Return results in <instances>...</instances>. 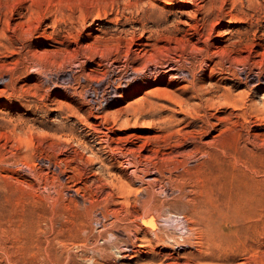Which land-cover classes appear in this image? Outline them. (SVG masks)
<instances>
[{
  "label": "rangeland",
  "instance_id": "374dc122",
  "mask_svg": "<svg viewBox=\"0 0 264 264\" xmlns=\"http://www.w3.org/2000/svg\"><path fill=\"white\" fill-rule=\"evenodd\" d=\"M142 1L145 3L143 4ZM168 1L171 3H168ZM247 1L248 0H0V22L3 23L0 24L4 26L9 25L6 26V28L0 25V43L2 44L5 40V43H3L4 45H0V60L2 61L3 59L4 62L7 61V64H5L6 66L2 61L1 65L3 66L0 67V74L4 73L10 75V78L12 77L11 79L14 80L10 79L6 84L0 86V264H264V12H262L264 0L262 2L261 0H254V2L253 0H249V4H251L252 1V6L247 5ZM139 2H141L142 5ZM153 2L158 5H152ZM133 3L139 7L138 9H141L138 11ZM129 5L131 8L130 10H128ZM149 5L150 7L151 5L157 7L156 9L153 7L149 8ZM144 7L149 8V10L147 11L145 8L146 11L141 12V10H144ZM256 7H260V9L258 8L259 10H257ZM159 8L165 10L162 11L159 10ZM178 8L179 10L185 11L181 13ZM152 9L156 12H161L154 13L155 11ZM140 12L145 16H142ZM135 13L137 15H135ZM151 13H154L153 17H151ZM147 14V17H150L151 20H160L159 15H161L163 23L160 26H156L154 23L152 24L151 20L147 19ZM163 14L165 16H163ZM190 14H192V16H190ZM197 14H200V16ZM210 14H215L211 20L208 19ZM249 15H251V18ZM6 16L10 17L7 18ZM242 16L247 18H243ZM205 17L206 23L212 22L215 26L212 31V33L214 32L213 36L215 38L213 41L211 40L213 44H208L205 48V43L199 41L197 43L198 48L190 47L189 44L198 41L196 32L201 31L203 24L201 18ZM120 18L121 20L123 18V20L121 21ZM129 18L132 24L128 21ZM5 19L9 21L6 20L5 22L7 23H5L3 21ZM133 19H135V21H133ZM145 19L149 21L147 22ZM195 19L198 20L195 21ZM26 20L28 21L26 22ZM36 20L40 21L35 22ZM218 20H220L219 23ZM15 21L20 22L16 23ZM140 22L144 25L143 30L140 29ZM177 22H181L179 23L180 25L178 24V27H181V31L179 30V32L175 31L174 28L177 26ZM117 23L120 25H116ZM149 23L150 26H148ZM12 24H14L15 27ZM27 24V28L31 33L26 29ZM34 24L36 26H34ZM247 24L250 29L247 28ZM133 26L138 27H134L133 29ZM13 27L15 29L20 27L22 29L17 28L15 30ZM162 27H167L168 31L173 29L167 34L171 39L176 38L178 41L172 39V42L170 39V42L168 41L169 43L163 42V44L159 42V50H157V46V49L154 48L156 50L151 49V47L155 46H152V44L151 47L149 45H142L146 41L155 43L156 40L153 39L157 36V34L155 36V33L162 29ZM185 27L192 31L190 32L188 29V32L187 30L184 31ZM2 28L6 31L4 32L7 35L3 33ZM31 28H34V32L31 31ZM126 28H128V30ZM125 29L126 31L123 32L122 30ZM193 29L195 31H193ZM227 29L233 30V35L227 34ZM259 29L263 33H261ZM182 30L184 33H181ZM129 31H133L134 34ZM173 31L174 33L176 32V35L173 34ZM39 32H43L45 36ZM28 33L32 36H29ZM128 33L133 35L135 43H133L132 40L134 38H129V36L132 37V35ZM136 33L139 38H137L138 36ZM190 33L191 35H188ZM220 33L225 34L222 37L224 41L219 40L221 38V36H218ZM1 34L9 37V41H6L8 38L5 36L3 37ZM8 34L10 36L13 35L12 37L16 36L15 38L19 39L18 42L17 39L10 38ZM172 34L176 37L174 38ZM20 35H24V39L22 36L20 37ZM148 37H151V40ZM178 37H180V39ZM121 38L125 40V42L129 40L130 43H125ZM249 39L252 40L250 41ZM130 40H132V42ZM181 40V43H184L186 48L182 46L183 44L179 46ZM6 44L10 47L5 46ZM23 44H25V47L21 46ZM104 44L109 48L106 47L107 49L104 50ZM175 44L178 46L179 50ZM26 45L28 46L26 47ZM34 45L37 46L35 47ZM163 45L167 46L166 49L169 46L171 47L165 51V47H161ZM6 47L7 49L5 50L4 48ZM20 47H24L25 49H21ZM145 47H147V49ZM172 47L176 49H172ZM181 47L185 48L181 49L182 52L180 51ZM11 48L15 50L13 51ZM161 48L164 50L162 51ZM18 50L20 51L17 52ZM173 50H178L179 52H174ZM11 51L14 55L13 53L10 54ZM150 51H153V53ZM5 52H10L9 55H11L12 58H10L11 56L7 55V53L5 54ZM35 52H38V54L43 57H45L44 55L46 53H49V55L46 54L45 60L42 56L39 58L40 56ZM42 52H44V54ZM163 52L165 55L167 54L165 59L162 56L164 55ZM99 53L100 56L98 55ZM22 54H24L25 57ZM62 54H66L67 57ZM133 54L135 56L137 54V57H134ZM140 54H143V57L145 55L144 59L147 61L142 58L141 63H138L137 61H140L142 57ZM159 54L162 55L158 56ZM170 54L172 57L168 59L174 57L175 63L172 59L169 61L166 58ZM146 55L148 57H146ZM181 57H183V59ZM15 58H17V60ZM31 58L33 59L31 60ZM47 58H49L50 65ZM68 58L72 63H70ZM19 59H23L24 61H20ZM151 59L153 61L156 59L158 60L154 63ZM163 59L164 61H169L168 63L163 61V64H167V66H162L161 61ZM65 60L68 61V63ZM148 60H151V63H148ZM207 60H209V62ZM227 60H232V62H228ZM62 61L66 63L63 64ZM125 61L128 62V65H126L127 62ZM56 62L62 64L58 65ZM143 62L144 64H142ZM157 62L160 63L159 65L161 66H155L158 64ZM179 62L181 65L180 67L187 70L185 71V75L187 74V76L182 77L181 75H177L173 70L172 67L176 66L175 64L179 66ZM36 63L41 67L47 65L46 67L49 66L50 68H60L62 65V67H70L69 65L72 64L70 68L73 67L72 69L76 74L75 76L85 77L87 82L95 80L93 77L99 78L98 76H101L100 73L104 70L103 68H105L106 65H110V63V70H115V74H112L111 77L115 76V79L118 81L122 74L125 75V79L132 81L133 74L129 75L128 71L133 72L131 66L135 67L136 65L135 68H144L143 65L145 66V64H147L145 68L150 67L153 69L157 67L160 73L157 78L152 75L153 77H151V80L147 84H140V86H137V88L135 87L131 91L124 88V94L120 99L118 98L116 102L109 106H107L108 96L106 94V107L100 108L102 110L97 113L98 115L100 114L98 117L96 112L89 106L90 104L92 105V103L80 94L82 84H80L79 79L76 80L75 78H71L68 81L73 87L68 89L67 94L62 92H45L47 85L41 86L39 82L34 85L38 79L33 73L32 66ZM229 63L233 65H229ZM11 64L14 65L11 66ZM141 64L142 67L140 66ZM114 65L118 67L120 65L122 70L120 68L116 70ZM2 67H4L3 70ZM230 67L233 73L230 72L231 70H227L230 69ZM125 70H127V74H125ZM260 72L261 75L258 74ZM16 76H18L19 79ZM172 77H174V79ZM124 78L122 79L124 80ZM176 78L178 79L176 80ZM180 78L183 79L180 80ZM222 79H224V81ZM234 79L237 80L235 81ZM72 80H74L73 83ZM135 80L137 81L135 82L136 84L140 83L139 78H135ZM185 80L186 83H184ZM56 81L58 84L63 85L60 77L57 78ZM232 82L234 83L232 84ZM114 83H116V81H114ZM183 83L185 86H183ZM9 84H11V86ZM179 84L181 85L179 86ZM236 84L237 86H235ZM158 86L162 87L158 89ZM166 86L169 87V90H167ZM174 87L178 90L175 91V89H170ZM217 87L220 89H218L216 94ZM13 89L16 94L13 93ZM54 89L55 88H51L52 91H54ZM148 90H151V93H149ZM173 90L175 92H173ZM237 90H241L242 92L239 91L237 92L239 94H237ZM159 91L161 92L157 94ZM211 91L212 93H210ZM118 93L119 92L112 94L113 97H118ZM172 93L173 95L176 93L174 95L175 97ZM208 93L213 95H209ZM226 94L229 96L231 95L233 99L229 97L226 99V96H228ZM167 95L168 97H166ZM211 96L220 98L216 99ZM222 96L225 98H222ZM238 96H241V99L240 97L238 98ZM177 97L180 98L177 99ZM154 98L155 101H153ZM158 98H160V100ZM171 98L173 99L171 100ZM208 98L210 100H208ZM212 99H216L217 102ZM222 99H224L223 101H225V99L228 101L222 102ZM87 100L90 104L87 103ZM211 100L215 101L214 104L211 103ZM207 103L210 104L209 108H207ZM244 103L249 104L250 107H248L249 105L246 106L247 104L244 105ZM251 103L253 106H251ZM130 104L133 106L132 109ZM217 104L222 106L218 108ZM211 105L212 107H210ZM243 105L244 107H242ZM256 106H259V108H256ZM232 107H237L238 109ZM119 108L122 109L120 110ZM124 108L126 110L129 108L131 115L128 113V110L125 111ZM245 108H247L246 111ZM230 109L231 111H229ZM122 110L124 112H122ZM132 110L133 112H131ZM166 110L167 112H165ZM121 112L125 115H122ZM125 112L129 114V118H127ZM134 112L138 115H134ZM161 112H163V115L159 114ZM226 112H228V114L231 112L230 114H232L228 115L229 119ZM256 112H258L259 115ZM203 113L207 114L204 116ZM235 113H237V115ZM238 113L240 114L238 115ZM167 114L172 115H169L168 118L166 117ZM217 114L219 116L225 114L226 116L219 117ZM119 115H121V117H119ZM149 116L152 117L150 118ZM134 117L136 120H134ZM161 117L164 118L161 119ZM231 117L232 120H230ZM243 117H245V119ZM115 118L116 120H114ZM217 118L219 120L222 118L223 121H228L230 124L226 123L227 126L222 120L220 123ZM223 118H225V120ZM111 119L114 123H112ZM155 119L159 120L156 122ZM167 119L169 120L167 121ZM101 120L104 124L100 123ZM170 121L172 123H170ZM185 121L190 122L187 124ZM194 121L195 123H193ZM233 121H236V124ZM144 122L145 124H143ZM213 122L215 123L213 124ZM157 123H159V125ZM162 123H164V126L161 125ZM152 124H156L157 128ZM89 125H92L96 129L98 128V130L95 129V131H93L94 128ZM103 125L106 126L104 127ZM107 125L111 127H107ZM160 125L161 127H159ZM174 125L178 128V131L175 129L176 127H174ZM222 126L224 128H221ZM173 127L175 133L171 131ZM229 127L231 131L228 130ZM112 128H114L113 131ZM163 128L168 131L170 130V132H166ZM108 129H111V131ZM162 130L164 131L162 132ZM182 130L186 131L184 132ZM197 132L198 134H196ZM105 133H109L110 135L102 141L103 137L107 136ZM133 133L139 134L137 136L138 138H135L136 135L133 137ZM156 133L158 138L156 137ZM237 134L240 135V137ZM150 135H152L153 138ZM111 136H114L116 139ZM149 137H151L150 140ZM94 138L96 140H93ZM143 138L145 141L148 138V143L151 140L153 141L149 144H147V142L143 144ZM241 138L245 139L242 140ZM98 139H100L101 142ZM106 139H109L107 143L105 142ZM82 140H86V143L84 142L86 145ZM119 140L121 143H119ZM87 142H89L90 146H88L89 144L87 145ZM104 142L107 144L106 146ZM243 142L245 144H243ZM76 145H79L80 148ZM142 145H145V147L143 148ZM156 145H160L164 148L163 152L165 155L161 153L163 148ZM118 146H122L121 149L118 148ZM125 147H127L128 150ZM140 147L143 149L141 150ZM81 148L84 150L82 151ZM98 148L100 149L98 150ZM90 149H92L93 152L92 150L90 151ZM109 149H112V151H109ZM132 149L137 150H135V152ZM151 149L153 150L151 151ZM165 150L166 152L169 151L172 153H165ZM228 152H232L230 154H233L230 156L231 158L228 156ZM151 153H153V156ZM202 153L204 154L202 155ZM148 154L153 158H150ZM156 154L157 156L155 158L154 155ZM127 155L130 159L127 158ZM93 156H95V158ZM146 156L149 157L148 160ZM92 157L95 161H92ZM110 158L113 159L111 160ZM144 158H146L148 162ZM121 159L124 160L122 161ZM131 159H134L138 165L136 170H133L134 167L132 164L127 163V160ZM159 160L161 161L159 162ZM138 163H140V165ZM18 164L21 165V169ZM119 164L124 168L122 166L120 167ZM155 164L158 166H155ZM109 165L110 167H106ZM152 165L159 170L157 168L154 169ZM70 166L73 167L70 168ZM139 167L142 168V170ZM27 168H30V170ZM15 169L18 173H16L17 171ZM130 172L133 174L136 173L138 176L136 174L133 176ZM160 178L161 180L164 178L167 182H160ZM153 179L155 184L152 182ZM169 179L170 182H168ZM156 180H158V185L156 184ZM159 183H165V187L162 186L163 184L159 185ZM77 187L80 188L77 189ZM140 189H142V191ZM148 202H150L151 205ZM134 203H137V206ZM146 203L150 206L147 204V207ZM133 204L136 207H134ZM143 204L147 208L146 211H143L145 209ZM162 209L164 213H162ZM172 212L175 213L173 215L177 214L173 219L171 218L168 221L162 220L164 216ZM178 215H184L186 226L190 227L187 233L188 243L189 240H191L190 242L192 243L180 249L175 248L176 250H174L170 248L166 242L160 241L161 243H159L157 241L160 239L159 236L164 237L165 232H172L171 229H174L172 228L174 218L176 219ZM149 216L157 220V224L155 223L154 225L158 226L156 228V230L159 229L158 233H160L158 237L152 231L151 227L143 224L141 221L143 217L148 219ZM153 238L155 239L153 240ZM123 244H128L129 246L133 244V251L121 257L118 253V248L123 247ZM159 244L160 246H158ZM165 245L167 246L165 247Z\"/></svg>",
  "mask_w": 264,
  "mask_h": 264
},
{
  "label": "bare ground",
  "instance_id": "6f19581e",
  "mask_svg": "<svg viewBox=\"0 0 264 264\" xmlns=\"http://www.w3.org/2000/svg\"><path fill=\"white\" fill-rule=\"evenodd\" d=\"M139 1H140V0H139ZM149 1H150V0H149ZM153 1H154V0H153ZM165 1H167V0H165ZM195 1H196V0H195ZM222 1H223V0H222ZM240 1H241V0H240ZM248 1H249V0H248ZM248 1H247V2H248ZM262 1H263V0H261V2H262ZM137 2H138V1H137ZM151 2H152V1H151ZM169 2H170V1H168V3H169ZM226 2H227V1H226ZM244 2H245V1H244ZM253 2H254V0H253ZM256 2H257V1H256ZM135 3H136V2H135ZM139 3L141 4V2H139ZM142 3H143V1H142ZM144 3H145V2H144ZM144 3H143V4H144ZM154 3H155V2H153L152 5H158V4H154ZM164 3H165V2H164ZM170 3H171V2H170ZM199 3H200V2H199ZM199 3H197V4H199ZM201 3H202V2H201ZM133 4H134V3H133ZM140 4H139V5H140ZM147 4H149V3H147ZM188 4H189V3H188ZM190 4H191V3H190ZM202 4H203V3H202ZM217 4H219V3H217ZM222 4H223V3H222ZM222 4H221V5H222ZM234 4H236V3H234ZM251 4H252V1H251ZM251 4H249V2L247 3V5H249V6H252ZM130 5H132V4H130ZM130 5H129V9H128V10L131 9V8H130ZM134 5H135V4H134ZM134 5H133V6H134ZM141 5H142V4H141ZM145 5H146V4H145ZM152 5H151V7H150V5H149V8H152V7H153V8L156 9L157 6L155 7V6H152ZM191 5H192V4H191ZM193 5H194V4H193ZM240 5H241V4H240ZM127 6H128V5H127ZM135 6H136V5H135ZM159 6H160V5H159ZM164 6H165V5H164ZM189 6H190V5H189ZM231 6H232V5H231ZM233 6H234V5H233ZM249 6H248V7H249ZM256 6H257V5H256ZM262 6H264V5H262ZM262 6H260V7H262ZM136 7H137V6H136ZM136 7H135V8H136ZM161 7H162V5H161ZM182 7H183V6H182ZM234 7H236V6H234ZM253 7H254V6H253ZM260 7H258V8L260 9ZM135 8H134V9H135ZM138 8H139V7H137V10L139 11L141 8H140V9H138ZM142 8H143V7H142ZM145 8H146V7H144V10H141V12H142V11H146ZM149 8H146L147 11L149 10ZM208 8H209V7H208ZM223 8H224V7H223ZM244 8H245V7H244ZM244 8H243V10H244ZM249 8H250V7H249ZM256 8H257V7H256ZM258 8H257V10H259ZM194 9H195V8H194ZM216 9H217V8H216ZM226 9H227V8H226ZM229 9H230V8H229ZM235 9H236V8H235ZM235 9H234V10H235ZM252 9H253V8H252ZM152 10H154V9H152ZM159 10H162V8H159ZM163 10H165V9H163ZM163 10H162V11H163ZM178 10H179V8H178ZM178 10H177V11H178ZM236 10H237V9H236ZM150 11H151V10H150ZM154 11H155V10H154ZM169 11H170V10H169ZM177 11H176V12H177ZM179 11L182 13V12H184L185 10H184V11L179 10ZM193 11H194V10H193ZM241 11H242V10H241ZM249 11H250V10H249ZM128 12H129V11H128ZM141 12H140V13H141ZM151 12H152V11H151ZM157 12H158V11H157ZM157 12L155 11L154 13H157ZM160 12H161V11H159L158 13H160ZM170 12H173V11H170ZM245 12H246V11H245ZM262 12H264V8H263ZM15 13H16V12H15ZM17 13H18V11H17ZM20 13H21V12H20ZM20 13H19V14H20ZM124 13H125V12H124ZM146 13H148V12H146ZM154 13H153V14H154ZM181 13H180V15H181ZM201 13H202V12H201ZM227 13H228V12H227ZM230 13H231V11H230ZM10 14H11V13H10ZM141 14H142V13H141ZM151 14H152V13H151ZM153 14H152L151 17H153ZM222 14H223V13H222ZM234 14H235V13H234ZM20 15H21V14H20ZM122 15H123V13H122ZM122 15H121V16H122ZM128 15H129V14H128ZM135 15H137V14L135 13ZM143 15H144V14H142V16H143ZM173 15H174V14H173ZM173 15H172V16H173ZM197 15L200 16V14H197ZM214 15H215V14H210V15L208 16V19L211 20L212 17H213ZM263 15H264V14H263ZM16 16H17V14H16ZM22 16H23V15H22ZM121 16H120V17H121ZM144 16H145V15H144ZM147 16H148V14L146 15V17H147ZM149 16H150V15H149ZM157 16H158V15H157ZM157 16H156V17H157ZM159 16H160L159 19L161 20L162 17H161V15H159ZM163 16H165V15L163 14ZM169 16H170V15H169ZM178 16H179V15H178ZM183 16H184V15H183ZM186 16H187V15H186ZM190 16H192V14H190ZM224 16H225V15H224ZM228 16H229V15H228ZM249 16H250V18H251V15H249ZM249 16H248V18H249ZM258 16H259V14H258ZM6 17H7V16H6ZM6 17H5V18H6ZM8 17H10V16H8ZM8 17H7V18H8ZM11 17H12V16H11ZM137 17H138V16H137ZM137 17H136V19H137ZM156 17H154V18H156ZM179 17H180V16H179ZM240 17H241V16H240ZM242 17H243V16H242ZM244 17H245V16H244ZM244 17H243V18H244ZM0 18H1V17H0ZM30 18H31V17H30ZM114 18H115V17H114ZM124 18H125V17H124ZM172 18H173V17H172ZM175 18H176V17H175ZM185 18H186V17H185ZM196 18H197V17H196ZM225 18H226V17H225ZM225 18H224V19H225ZM245 18H247V17H245ZM253 18H254V16H253ZM3 19H4V18H3ZM28 19H29V18H28ZM116 19L118 20L117 17H116ZM116 19H115V20H116ZM126 19H127V18H126ZM147 19H150V17H147ZM147 19H145V20L147 21ZM227 19H228V18H227ZM258 19H259V18H258ZM6 20H8V19H5V20H3V21L5 22ZM115 20H114V21H115ZM117 20H116V22H117ZM120 20H121V18H120ZM122 20H123V18H122ZM122 20H121V21H122ZM130 20H131V19L129 18L128 21L130 22ZM138 20H139V19H138ZM138 20H137V22H138ZM150 20H151V19H150ZM160 20L152 19L151 22H152V24L154 23V25L156 24V26H160V25L163 23V21H162V20L160 21ZM170 20H171V18H170ZM172 20H173V19H172ZM191 20H192V19H191ZM191 20H190V21H191ZM197 20H198V19H195V21H197ZM201 20H203V24H202L201 31H197V32H196V34H197V40H198V41H197L196 43L189 44L190 47L198 48V47H197V45H198L197 43H198L199 41H203V42L205 43V45H204L205 48H206V45H208V44H213V42H211V40L213 41V40L215 39L214 36H213V33H214V32L212 33L213 28H215L214 23H212V22L206 23V22H205L206 17H205V18H201ZM237 20H238V19H237ZM239 20H240V19H239ZM250 20H252V19H250ZM250 20H249V21H250ZM256 20H257V19H256ZM8 21H9V20H8ZM10 21H11V20H10ZM27 21H28V20H26V22H27ZM38 21H40V20H38ZM38 21L36 20L35 22H38ZM133 21H135V19H133ZM140 21H141V20H140ZM148 21H149V20H148ZM148 21H147V22H148ZM181 21H182V20H181ZM187 21H188V20H187ZM219 21H220V20H218V23H219ZM222 21H223V20H222ZM261 21H262V19H261ZM15 22H16V21H15ZM18 22H20V21H18ZM18 22H16V23H18ZM24 22H25V21H24ZM24 22H22V23H24ZM26 22H25V24H26ZM35 22H34V23H35ZM119 22H120V21H119ZM169 22H170V21H169ZM184 22H185V21H184ZM225 22H226V21H225ZM0 23H1V22H0ZM5 23H7V22H5ZM5 23H4V24H5ZM9 23H10V22H9ZM9 23H8V24H9ZM16 23H15V25H16ZM121 23H122V24H125L124 22H121ZM130 23H131V22H130ZM179 23H181V22H179ZM179 23L177 22V26L174 25V26H176V27H174V28H175V31H178V32H179V30H180V28H181V27H178V24H179ZM190 23H191V22H190ZM198 23H199V22H198ZM230 23H231V22H230ZM252 23H253V22H252ZM261 23H262V22H261ZM1 24H3V23H1ZM1 24H0V25H1ZM37 24H39V23H37ZM131 24H132V23H131ZM133 24H134V23H133ZM136 24H137V23H136ZM144 24H145V23H144ZM152 24H151V25H152ZM169 24H170V23H169ZM192 24H193V21H192ZM234 24H235V23H234ZM240 24H241V23H240ZM12 25L14 26V24H12ZM17 25H18V24H17ZM116 25H120V24L117 23ZM137 25H138V24H137ZM139 25L141 26L140 29L143 30V29H144V28H143L144 25H142L141 22H140ZM179 25H180V24H179ZM228 25H229V24H228ZM228 25H227V26H228ZM242 25H243V24H242ZM247 25H248V24H247ZM1 26L3 27L4 25H1ZM6 26H9V25H6ZM6 26H4V28H6ZM20 26H21V25H20ZM34 26H36V25L34 24ZM34 26H32V27H34ZM148 26H150V23H149ZM163 26H164V25H163ZM182 26H183V25H182ZM192 26H193V25H192ZM200 26H201V25H200ZM233 26H234V25H233ZM235 26H236V25H235ZM251 26H252V24H251ZM261 26H263V25H261ZM10 27H11V26H10ZM14 27H15V26H14ZM14 27H13V28H14ZM27 27H28V24L26 25V29H28ZM38 27H39V26H38ZM129 27H130V26H129ZM131 27H132V26H131ZM134 27H135V26H133V29H134ZM137 27H138V26H137ZM137 27H135V28H137ZM254 27H255V26H254ZM17 28H20V27H17ZM17 28H16V29H17ZM34 28H35V27H34ZM34 28H33V29H34ZM170 28H171V27H170ZM190 28H191V26H190ZM196 28H198V27H196ZM222 28H223V27H222ZM222 28H221V29H222ZM227 28H228V27H227ZM247 28H249V25H248ZM7 29H8V28H7ZM14 29H15V28H14ZM16 29H15V30H16ZM20 29H22V28H20ZM23 29H25V28H23ZM31 29H32V28H31ZM33 29H32L31 31H33ZM126 29L128 30V28H126ZM126 29H125V30H122V31L124 32V31H126ZM129 29H131V28H129ZM187 29H188V28L185 27V30H184V31H186ZM237 29H238V28H237ZM249 29H250V28H249ZM249 29H248V30H249ZM0 30H1V29H0ZM28 30H29V29H28ZM145 30H146V29H145ZM169 30H171V29H169ZM172 30H173V29H172ZM172 30H171V31H172ZM188 30H189V29H188ZM188 30H187V32H188ZM196 30H197V29H196ZM227 30H228V29H227ZM259 30H260V29H259ZM263 30H264V29H263ZM2 31H3V33L6 32L3 28H2ZM4 31H5V32H4ZM119 31H120V30H119ZM136 31H137V30H136ZM171 31H168L167 27H162V29H160L159 31H157V33H155V36H156V34H157L156 38H153V37H152L153 35L151 36L153 39L156 40L155 43H150V42H147L146 40H144V41H146V42L143 43V44L141 43V44H142L143 46H145V45H146V46L149 45L150 47H151V44H152V46L155 45L154 47H151V49L156 48V46H157V47H158V46L160 47V45H159L160 43H159V42H162V43H163V42H168V41L170 42L171 37H170L167 33L171 32ZM180 31H181V30H180ZM184 31L182 30L181 33H184ZM189 31H190V30H189ZM191 31H192V30H191ZM191 31H190V32H191ZM193 31H195V30L193 29ZM260 31H261V30H260ZM14 32H15V31H14ZM20 32H21V30H20ZM33 32H34V31H33ZM33 32H32V34H33ZM127 32H128V31H127ZM127 32H126V33H127ZM129 32H131V31H129ZM151 32H152V31H151ZM216 32H217V31H216ZM218 32H219V31H218ZM29 33H31L30 30H29ZM29 33H28V34H29ZM39 33H42V34L44 35L43 32H39ZM126 33H125V34H126ZM131 33L134 34L133 31H132ZM137 33H138V32H137ZM137 33H136V34H137ZM142 33H143V32H142ZM153 33H154V32H153ZM175 33H176V32H175ZM175 33H174V31H173V34H175ZM181 33H180V34H181ZM185 33H186V32H185ZM226 33L229 34V35H233L234 31L230 29V30L226 31ZM248 33H249V32H248ZM259 33H260V32H259ZM261 33H263V32L261 31ZM9 34H10V33H9ZM9 34H8V35H9ZM12 34H13V33H12ZM17 34H18V33H17ZM121 34H122V33H121ZM128 34H129V35H132V34H130V33H128ZM136 34H135V35H136ZM173 34H172V35H173ZM257 34H258V33H257ZM1 35L3 36V34H1ZM5 35H7V34L5 33ZM5 35H4V36H5ZM10 35H11V34H10ZM10 35H9V36H10ZM13 35H14V34H13ZM13 35H12V36H13ZM25 35H26V34H25ZM33 35H34V34H33ZM38 35H39V34H38ZM38 35H36V36H38ZM40 35H41V34H40ZM46 35H47V34H46ZM126 35H127V34H126ZM175 35H176V34H175ZM175 35H173L174 38L176 37ZM177 35H178V34H177ZM184 35H187V34H184ZM188 35H191V33L188 34ZM224 35H225V34H223V33L221 34V33H220V34L218 35V36H221V38H220L219 40H221V41L223 40V41H224V39H222V37H223ZM250 35H251V34H250ZM4 36H3V37H4ZM12 36H10V38H11ZM21 36H22V35H20V37H21ZM23 36H24V35H23ZM23 36H22V38H23ZM26 36H27V35H26ZM29 36H32V35L29 34ZM44 36H45V35H44ZM137 36H138V34H137ZM141 36H142V35H141ZM146 36H148V35H146ZM193 36H194V35H193ZM227 36H228V35H227ZM239 36H240V35H239ZM246 36H247V35H246ZM256 36H257V35H256ZM261 36H262V34H261ZM5 37H7V36H5ZM15 37H16V36H15ZM15 37H12V39L15 38ZM38 37H39V36H38ZM46 37H48V36H46ZM123 37H124V36H123ZM135 37H136V36H135ZM151 37H150V38H151ZM181 37H182V36H181ZM186 37H188V36H186ZM186 37H184V38H186ZM195 37H196V36H195ZM231 37H232V36H231ZM235 37H236V36H235ZM241 37H242V36H241ZM259 37H260V36H259ZM7 38H8V40L5 38L6 41H9V37H7ZM18 38H19V36H18ZM51 38H52V36H51ZM127 38H128V37H127ZM127 38H126V39H127ZM129 38L131 39V38H134V37H133V35H132V37L129 36ZM137 38H139V36H138ZM148 38H149V37H148ZM150 38H149V39H150ZM178 38L180 39V37H178ZM190 38H191V37H190ZM246 38H247V37H246ZM256 38H257V37H256ZM15 39H17V38H15ZM23 39H24V38H23ZM34 39H35V38H34ZM34 39H33V40H34ZM46 39H48V38H46ZM49 39H50V38H49ZM121 39H122V38H121ZM124 39H125V38H124ZM145 39H147V38H145ZM172 39H173V38H172ZM172 39H171V40H172ZM175 39H176V38H175ZM175 39H173V40L175 41ZM225 39H226V38H225ZM18 40H19V39H17V42H18ZM43 40H44V39H43ZM122 40H123V39H122ZM132 40H133V43H135V38L132 39ZM132 40H130V41L132 42ZM147 40H148V39H147ZM150 40H151V39H150ZM173 40H172V42H173ZM183 40H185V39H183ZM229 40H230V39H229ZM242 40H243V39H242ZM249 40H250V39H249ZM251 40H252V39H251ZM251 40H250V41H251ZM253 40H254V39H253ZM13 41H14V40H13ZM13 41H12V42H13ZM29 41H30V40H29ZM39 41H40V40H39ZM53 41H54V40H53ZM123 41L125 42V40H123ZM138 41H139V40H138ZM138 41H137V42H138ZM142 41H143V40H142ZM176 41H178V40L176 39ZM243 41H244V40H243ZM10 42H11V41H10ZM14 42H15V41H14ZM21 42H22V41H21ZM33 42H34V41H33ZM126 42H129V40H127ZM126 42H125V43H126ZM169 42H168V43H169ZM181 42H182V40L180 41V45H179V44H178V45L181 46V44H183L182 46H184L185 44H184V43H181ZM257 42H258V40H257ZM259 42H260V41H259ZM3 43H5V40H4ZM3 43H2V44H3ZM8 43H9V42H8ZM22 43H23V42H22ZM40 43H41V41H40ZM129 43H130V42H129ZM168 43H167V44H168ZM175 43H177V42H175ZM186 43H187V41H186ZM217 43H218V42H217ZM252 43H253V42H252ZM2 44L0 43V45H2ZM35 44H36V43H35ZM131 44H132V43H131ZM163 44H164V43H163ZM165 44H166V43H165ZM200 44H201V43H200ZM202 44H203V43H202ZM218 44H219V43H218ZM218 44H217V45H218ZM244 44H245V43H244ZM258 44H259V43H258ZM263 44H264V43H263ZM3 45H4V44H3ZM3 45H2V46H3ZM9 45H10V43H9ZM29 45H30V44H29ZM39 45H40V44H39ZM104 45H105V47H104L105 49H104V50H106L107 48H109V47L106 46V44H104ZM118 45H119V44H118ZM161 45H162V44H161ZM170 45H172V44H170ZM248 45H249V44H248ZM255 45H256V43H255ZM5 46H7V44H6ZM21 46H24V47H25V44H23V45H21ZM27 46H28V45H26V47H27ZM34 46L36 47L37 45H34ZM136 46H137V45H136ZM139 46H140V45H139ZM173 46H174V45H173ZM175 46H176V44H175ZM212 46H213V45H212ZM7 47H10V46H7ZM7 47L4 48V49L6 50ZM13 47H16V46H13ZM24 47H22V48L20 47V48L23 49ZM32 47H33V46H32ZM106 47H107V48H106ZM116 47H117V46H116ZM159 47H158V49H157V48H156V49L159 50ZM161 47H162V48L165 47L164 49H166L167 46H166V45H165V46L163 45V46H161ZM169 47H171V46H169ZM169 47H168V48H169ZM176 47H177V49L179 50L178 46H176ZM184 47H185V46H184ZM184 47H181V48H180V51H181V49L184 48ZM219 47H220V45H219ZM254 47H255V46H254ZM257 47H258V46H257ZM130 48H131V47H130ZM132 48H133V47H132ZM137 48H138V47H137ZM137 48H136V49H137ZM145 48L147 49V47H145ZM145 48H144V49H145ZM162 48H161V49H162ZM168 48H167V49H168ZM185 48H186V47H185ZM185 48H184V49H185ZM187 48H189V47H187ZM11 49H12V48H11ZM18 49H19V48H18ZM24 49H25V48H24ZM151 49H150V50H151ZM156 49H154V50H156ZM164 49H162V51H163ZM167 49H166L165 51H167ZM172 49H176V48H175V47H174V48L172 47ZM210 49H211V48H210ZM215 49H216V48H215ZM226 49H227V48H226ZM248 49H249V47H248ZM251 49H252V48H251ZM260 49H261V48H260ZM12 50L14 51L15 49L13 48ZM16 50H17V49H16ZM91 50H93V49H91ZM137 50H138V49H137ZM148 50H149V48H148ZM154 50H153V51H154ZM178 50H173V51L176 52V51H178ZM187 50H188V49H187ZM189 50H191V49H189ZM195 50H196V49H195ZM252 50H253V49H252ZM19 51H20V50H18L17 52H19ZM51 51H52V50H51ZM127 51H128V49H127ZM153 51H150V52L153 53ZM165 51H164V52H165ZM168 51H169V50H168ZM173 51H172V52H173ZM184 51H185V50H184ZM254 51H255V50H254ZM256 51H257V50H256ZM7 52H8V51H7ZM7 52H5V54H6ZM27 52H29V51H27ZM128 52H129V51H128ZM132 52H133V51H132ZM134 52H135V53H138V52H136V51H134ZM143 52H144V51H143ZM146 52H147V51H146ZM156 52H158V51H156ZM164 52H163V53H164ZM170 52H171V50H170ZM178 52H179V51H178ZM181 52H182V51H181ZM241 52H242V51H241ZM250 52H251V51H250ZM9 53H10V52H9ZM9 53H7V55H9ZM12 53H13V52L11 51L10 54H12ZM15 53H16V52H15ZM35 53H36V52H35ZM42 53L44 54V52H42ZM42 53H41V54H42ZM50 53H51V52H50ZM52 53H53V52H52ZM101 53H103V52H101ZM106 53H107V52H106ZM129 53H130V52H129ZM152 53H150V54H152ZM160 53H161V52H160ZM163 53H162V54H163ZM185 53H186V52H185ZM189 53H190V52H189ZM214 53H215V52H214ZM243 53H244V52H243ZM261 53H262V52H261ZM27 54H29V53H27ZM36 54H38V52H37ZM36 54H35V55H36ZM46 54L49 55V53H46ZM46 54L44 55L45 57H43L42 55H39V54H38V55L40 56V57H39V56H38V57L41 58V56H42V57L45 58V60H46V56H47ZM66 54H67V53H66ZM66 54H62V55H63V56H64V55L66 56ZM103 54H105V53H103ZM144 54H145V53H144ZM162 54H159L158 56H160V55H162ZM177 54H178V53H177ZM181 54H183V53H181ZM187 54H188V53H187ZM3 55H4V52H3ZM7 55H5V56H7ZM13 55H14V53H13ZM17 55H19V54H17ZM22 55L24 56V54H22ZM29 55H31V54H29ZM52 55H53V54H52ZM67 55H68V54H67ZM69 55H70V54H69ZM98 55L100 56V53H99ZM116 55H117V54H116ZM123 55H125V54H123ZM131 55H132V54H131ZM140 55H141V54H140ZM142 55H143V54H142ZM142 55H141V56H142ZM147 55H148V54H147ZM147 55H146V57H148ZM154 55H156V54H154ZM172 55H174V54H172ZM178 55H179V54H178ZM193 55H194V54H193ZM259 55H260V54H259ZM9 56H11V55H9ZM23 56H22V57H23ZM53 56H54V55H53ZM102 56H103V55H102ZM107 56H109V55H107ZM133 56H134V57H137V54H136V56L133 54ZM162 56H163V58L165 59V56H167V54L165 55V53H164V55H162ZM162 56H161V57H162ZM174 56H176V55H174ZM179 56H180V55H179ZM184 56H185V55H184ZM186 56H187V55H186ZM229 56H230V55H229ZM19 57H20V56H19ZM24 57H25V56H24ZM24 57H23V59H24ZM31 57H32V56H31ZM35 57H36V56H35ZM61 57H62V56H61ZM61 57H60V58H61ZM66 57H67V56H66ZM69 57H70V56H69ZM73 57H74V56H73ZM73 57H72V58H73ZM104 57H106V56L104 55ZM144 57H145V55H144ZM144 57L142 56V57H141V60H140V61L138 60L137 62H138V63H139V62L141 63L142 58H143V60H145ZM156 57H157V56H156ZM169 57H172L171 54L168 55V57H166V58L168 59ZM208 57H209V56H208ZM245 57H246V56H245ZM247 57H248V56H247ZM0 58H1V56H0ZM5 58H6V57H5ZM7 58H8V57H7ZM10 58H12V56H11ZM43 58H42V60H43ZM53 58L55 59V57H53ZM57 58H58V57H57ZM132 58H133V57H132ZM173 58H174V57H173ZM173 58H170V59H172V60L174 61V63H175V59H173ZM181 58L183 59V57H181ZM205 58H206V57H205ZM237 58H238V57H237ZM15 59L17 60V58H15ZM20 59H21V58H20ZM20 59H19V60H20ZM23 59H22V60H23ZM32 59H33V58H31V60H32ZM47 59H48V63H49V65H50L49 58H47ZM54 59H52V60H54ZM58 59H59V58H58ZM68 59H69V58H68ZM106 59H107V57H106ZM134 59H135V58H134ZM136 59H137V58H136ZM138 59H140V58H138ZM149 59H150V58H149ZM159 59H160V58H159ZM164 59L161 61V64H162V66H163V65H164V66H167V64H163ZM170 59H168V60L170 61ZM179 59H180V58H179ZM185 59H186V58H185ZM185 59H184V61H185ZM229 59H230V57H229ZM4 60H5V59H4ZM6 60H7V59H6ZM11 60H12V59H11ZM19 60H18V61H19ZM22 60H20V61H22ZM34 60H35V59H34ZM50 60H51V59H50ZM55 60H57V59H55ZM66 60H67V59H66ZM66 60H65V61H66ZM131 60H132V59H131ZM151 60H152V59H151ZM151 60H150V61H151ZM154 60H155V59H154ZM157 60H158V59H156L155 61H157ZM168 60H165V61L168 63V62H169ZM176 60H177V59H176ZM187 60H188V59H187ZM238 60H240V59H238ZM2 61H3V59H2ZM2 61L0 60V62H1V63H0V67L3 66V65H1V64H2ZM20 61H19V62H20ZM23 61H24V60H23ZM69 61H70V63H72L70 59H69ZM96 61H97V60H96ZM96 61H95V62H96ZM122 61H123V60H122ZM145 61H147V60H145ZM150 61L148 60V63H149ZM152 61H153V60H152ZM155 61H153V62L156 63ZM165 61H164V62H165ZM173 61H172V62H173ZM177 61H179V60H177ZM207 61L209 62V60H207ZM222 61H223V60H222ZM227 61H228V62H229V61L232 62V60H227ZM3 62H4V61H3ZM6 62H7V61H6ZM6 62H4V65L7 64ZM28 62H29V61H28ZM39 62H40V61H39ZM41 62H42V61H41ZM43 62H44V60H43ZM43 62H42V63H43ZM46 62H47V61H46ZM46 62H45V63H46ZM59 62H60V61H59ZM66 62L68 63V61H66ZM66 62H63V61H62L63 64H65ZM125 62H127V61H125ZM125 62H124V63H125ZM133 62H136V61H133ZM133 62H132V63H133ZM158 62H159V61H158ZM158 62H157V63H158ZM180 62H181V61H180ZM180 62H179V66H178L177 64H175L176 66H173V67H172L173 70L175 71V73H176L177 75H181L182 77H183V76H187V74L185 75V71H187V70H185L184 68H181V67H180V66H181V65H180ZM224 62H225V61H224ZM228 62H227V63H228ZM52 63H53V62H52ZM62 63H59V64H62ZM70 63H69V64H70ZM74 63H75V62H74ZM97 63H98V62H97ZM101 63H102V62H101ZM138 63H137V64H138ZM150 63H151V62H150ZM213 63H214V62H213ZM247 63H249V62H247ZM254 63H255V62H254ZM8 64H9V63H8ZM18 64H19V63H18ZM18 64H15V65H18ZM20 64H22V63H20ZM56 64H58V63L56 62ZM59 64H58V65H59ZM142 64H144V62H143ZM142 64L140 65L141 67H142ZM152 64H153V63H152ZM159 64H160V63H158L157 65H155V64H154V65H155V66H158ZM172 64H173V63H172ZM184 64H185V63H184ZM194 64H195V63H194ZM240 64H241V63H240ZM13 65H14V64H13ZM13 65L11 64V66H13ZM23 65H24V64H23ZM40 65H41V64H40ZM42 65H44V64H42ZM52 65H53V64H52ZM67 65H68V64H67ZM71 65H72V64H71ZM71 65H69V66L71 67ZM105 65H106V64H105ZM110 65H111V63H110ZM110 65H106V67L103 68L104 70L102 71V73H100L101 76H98L99 78H94V77H93V79H95V81H97V82H100V81H102V80H104V79H107V78L111 77L112 74H115V70H114V69H111V70H110ZM116 65H117V64H116ZM116 65H114V67H116L115 69H116V70H119L120 65H119V67L116 66ZM126 65H128V62H127ZM146 65H147V64H145V66L143 65L144 68H140V67L135 68L137 65H136L135 67H132V66H131L133 72L128 71V74H129V75H132V74H133V77H132L133 79H132V81H129V80L125 79V78H124L125 75H123V74L120 76V80H119V81L117 82V84L115 85V92H114V93L119 92V93H118V97H113L112 94H110V95L107 94V96H108V104H107V106H109V105L113 104L114 102H116L118 98L120 99V97L124 94V93H123L124 88H125V89H129V91H131V90H133L135 87L137 88V86H140V84H144V85L147 84V83L151 80V77L154 76L155 78H157L158 74L160 73L159 70L157 69V67H154L153 69H151L150 67H149V68H145ZM148 65H149V64H148ZM150 65H151V64H150ZM199 65H200V64H199ZM227 65H228V64H227ZM229 65H233V64H230V63H229ZM5 66H6V65H5ZM5 66H4V67H5ZM46 66H47V65H45V67H43V66L41 67V66L37 65V63L34 64V66H32V67H33V68H32L33 73L35 74L36 78L38 79V81H37V79H36L37 82H35L34 85L37 84L38 82L41 84V86L47 85V87L45 88V92H49V93L62 92V93L67 94L68 89H69L70 87H73L71 84L68 83V81H69L71 78H75L76 80H78V79L80 78V77L75 76L76 74L74 73V71H73V69H72L73 67H72V68L67 67V66H66V67H65V66L62 67V66H63V65H62V66H61L62 68H61V67H60V68H57V67H56V68H50L49 66H48V67H46ZM81 66H82V65H81ZM159 66H161V65H159ZM168 66H169V65H168ZM200 66H201V65H200ZM202 66H203V65H202ZM234 66H235V65H234ZM237 66H238V65H237ZM240 66H241V65H240ZM251 66H252V65H251ZM251 66H249V67H251ZM4 67H2V70H3ZM7 67H8V66H7ZM9 67H10V66H9ZM182 67H183V66H182ZM227 67H229V66H227ZM252 67H253V66H252ZM5 68H6V67H5ZM15 68H16V66H15ZM17 68H18V67H17ZM20 68H21V67H20ZM200 68H201V67H200ZM200 68H199V69H200ZM236 68H237V67H236ZM238 68H239V67H238ZM7 69H9V68H7ZM7 69H6V70H7ZM21 69H22V68H21ZM25 69H26V67H25ZM120 69H121V68H120ZM159 69H160V68H159ZM224 69H225V68H224ZM232 69H233V68H232ZM247 69H248V68H247ZM251 69H253V68H251ZM121 70H122V69H121ZM149 70H150V71H149ZM164 70H165V68H164ZM171 70H172V69H171ZM204 70H205V69H204ZM206 70H207V69H206ZM222 70H223V69H222ZM225 70H226V69H225ZM225 70H224V71H225ZM227 70L230 71V70H231V67H230V69H227ZM207 71H208V70H207ZM224 71H223V73H224ZM237 71H238V70H237ZM242 71H243V70H242ZM251 71H252V70H251ZM259 71H260V70H259ZM5 72H6V71H5ZM26 72H27V71H26ZM98 72H99V71H98ZM230 72H232V70H231ZM230 72H228V73H230ZM247 72L249 73L248 70H247ZM255 72H256V71H255ZM257 72H258V71H257ZM0 73H1V72H0ZM28 73H29V72H28ZM28 73H27V74H28ZM173 73H174V72H173ZM232 73H233V72H232ZM235 73H236V71H235ZM248 73H247V74H248ZM251 73H252V72H251ZM7 74H8V73H7ZM11 74H13V73H11ZM19 74H20V73H19ZM21 74H22V73H21ZM125 74H127V70H125ZM161 74H162V73H161ZM201 74H202V73H201ZM216 74H217V73H216ZM242 74H243V73H242ZM249 74H250V73H249ZM258 74L261 75V72L258 73ZM28 75H29V74H28ZM152 75H153V76H152ZM170 75H171V74H170ZM192 75H193V74H192ZM234 75H235V74H234ZM251 75H252V74H251ZM255 75H256V74H255ZM11 76H12V75H11ZM14 76H15V75H14ZM31 76H32V75H31ZM200 76H201V75H200ZM209 76H210V75H209ZM230 76H231V75H230ZM237 76H239V75H237ZM249 76H250V75H249ZM256 76H258V75H256ZM262 76H263V75H262ZM16 77L18 78V76H16ZM59 77L61 78V81H62L63 85H60V84L57 83L56 80H57V78H59ZM176 77H177V76H176ZM211 77H212V76H211ZM231 77H232V76H231ZM254 77H255V76H254ZM259 77H260V76H259ZM11 78H12V77H11ZM11 78H10V75H6V74H4V73H3V74H0V86L6 84ZM33 78H34V77H33ZM122 78H124V80H123ZM135 78H136V79L139 78L140 83L136 84L135 82H137V81L135 80ZM172 78L174 79V77H172ZM212 78H213V77H212ZM234 78H235V77H234ZM244 78H245V72H244ZM18 79H19V78H18ZM24 79H25V78H24ZM91 79H92V78H91ZM169 79H170V78H169ZM177 79H178V78H176V80H177ZM181 79H183V78H180V80H181ZM186 79H187V78H186ZM188 79H189V78H188ZM205 79H206V78H205ZM11 80H13V79H11ZM15 80H16V79H15ZM22 80H23V79H22ZM27 80H29V79H27ZM143 80H145V81H143ZM153 80H155V79H153ZM156 80H157V79H156ZM161 80H162V79H161ZM180 80H179V81H180ZM192 80H193V79H192ZM202 80H203V79H202ZM222 80L224 81V79H222ZM229 80H230V79H229ZM229 80H227V81H229ZM234 80H235V79H234ZM236 80H237V79H236ZM236 80H235V81H236ZM260 80H261V79H260ZM13 81H14V80H13ZM112 81H113V80H112ZM169 81H170V80H169ZM169 81H168V82H169ZM174 81H175V80H174ZM174 81H172V82H174ZM183 81H184V80H183ZM158 82H160V81H158ZM262 82H263V81H262ZM161 83H162V82H161ZM180 83H182V82H180ZM184 83H186V80H185ZM184 83H183V86H185ZM226 83H227V82H226ZM228 83H229V82H228ZM233 83H234V82H232V84H233ZM238 83H239V82H238ZM240 83H241V82H240ZM243 83H244V82H243ZM243 83H242V84H243ZM258 83H259V82H258ZM15 84H16V83H15ZM151 84H152V83H151ZM154 84H155V83H154ZM159 84H160V83H159ZM175 84H177V83H175ZM9 85L11 86V84H9ZM12 85H13V84H12ZM148 85H149V84H148ZM180 85H181V84H179V86H180ZM13 86H14V85H13ZM21 86H22V85H21ZM36 86H37V85H36ZM149 86H150V85H149ZM154 86H155V85H154ZM172 86H173V85H172ZM172 86H171V87H172ZM177 86H178V85H177ZM221 86H222V85H221ZM230 86H231V85H230ZM232 86H233V85H232ZM235 86H237V84H236ZM17 87H18V86H17ZM156 87H157V86H156ZM159 87H160V86H158V89H159ZM161 87H162V86H161ZM161 87H160V88H161ZM166 87H167V86H166ZM175 87H176V86H175ZM175 87H174V88H170V89H175ZM244 87H245V86H244ZM9 88H10V87H9ZM14 88H15V87H14ZM20 88H21V87H20ZM51 88H55L54 91H52ZM151 88H152V87H151ZM163 88H165V87H163ZM163 88H162V90H163ZM181 88H182V87H181ZM210 88H211V87H210ZM212 88H213V87H212ZM231 88H232V87H231ZM16 89H17V88H16ZM140 89H143V88H140ZM158 89H157V91H158ZM213 89H214V88H213ZM218 89H220V88L217 87L216 94H217V92H218ZM232 89H234V88H232ZM241 89H243V88H241ZM253 89H254V88H253ZM1 90H4V89H1ZM13 90H14V89H13ZM13 90H12V91H13ZM20 90H21V89H20ZM136 90H138V89H136ZM143 90H144V89H143ZM167 90H169V87H167ZM167 90H166V91H167ZM176 90H178V89L176 88L175 91H176ZM179 90H180V89H179ZM210 90H212V89H210ZM226 90H227V88H226ZM228 90H229V88H228ZM243 90H244V89H243ZM251 90H252V89H251ZM251 90H250V91H251ZM145 91H146V90H145ZM145 91H144V92H145ZM148 91H149V93H151V92H150L151 90H148ZM155 91H156V88H155ZM175 91L173 90V92H175ZM182 91H183V90H182ZM182 91H181V93L183 94ZM195 91H196V90H195ZM212 91H213V90H212ZM212 91H211L210 93H212ZM239 91H241V90H237L236 93L239 92ZM244 91H245V90H244ZM244 91H243V92H244ZM2 92H3V91H2ZM17 92H18V90H17ZM160 92H161V91H159L157 94H159ZM171 92H172V91H171ZM179 92H180V91H179ZM191 92H192V91H191ZM226 92H227V91H226ZM229 92H230V90H229ZM232 92H233V91H232ZM241 92H242V91H241ZM0 93H1V91H0ZM11 93H12V92H11ZM11 93H10V94H11ZM13 93H15V90H14ZM163 93H164V92H163ZM181 93H180V97H181ZM219 93H220V92H219ZM227 93H228V92H227ZM247 93H249V92H247ZM10 94H9V95H10ZM15 94H16V93H15ZM19 94H20V93H19ZM166 94H168V93H166ZM169 94H171V93H169ZM175 94H176V93H175ZM175 94H174V95H175ZM196 94H197V93H196ZM208 94H209V93H208ZM216 94H215V95H216ZM221 94H222V93H221ZM237 94H239V93H237ZM172 95H173V93H172ZM172 95H171V96H172ZM174 95H173V96H174ZM177 95H178V94H177ZM177 95H176V96H177ZM187 95H188V94H187ZM209 95H213V94H209ZM223 95H225V94H223ZM226 95H228V94H226ZM147 96H148V95H147ZM156 96H158V95H156ZM173 96H172V97H173ZM230 96H231V95H230ZM230 96H229V95L226 96V97H227L226 99H228V97H229L230 99H231V98L233 99V97H232V96L230 97ZM245 96H246V95H245ZM111 97H113V98H112L111 100H109ZM145 97H146V96H145ZM166 97H168V95H167ZM166 97H164V98H166ZM174 97H175V96H174ZM180 97H177V99L180 98ZM206 97H207V96H206ZM211 97H213V96H211ZM214 97H215V96H214ZM214 97H213V98H214ZM239 97H240V99H241V96H238V98H239ZM124 98H125V97H124ZM142 98H143V97H142ZM146 98H147V97H146ZM215 98H216V97H215ZM219 98H220V97H218V98H216V99H219ZM222 98H225V97L222 96ZM158 99L160 100V98H158ZM172 99H173V98H171V100H172ZM174 99H176V98H174ZM216 99H212V100H216ZM226 99H225V101L227 102L228 100H226ZM245 99H246V98H245ZM141 100H142V99H141ZM198 100H199V99H198ZM208 100H210V99L208 98ZM208 100H206V101H208ZM212 100H211V101H212ZM223 100H224V99H222V102H225V101H223ZM137 101H140V100H137ZM153 101H155V98L153 99ZM166 101H167V100H166ZM168 101H169V100H168ZM179 101H181V100H179ZM204 101H205V100H204ZM211 101H210V102H211ZM232 101H233V100H232ZM142 102H143V101H142ZM142 102H141V103H142ZM160 102H161V101H160ZM214 102H215V101H212L211 103L214 104ZM216 102H217V100H216ZM233 102H234V101H233ZM235 102H236V101H235ZM87 103H89L88 100H87ZM138 103H139V102H138ZM147 103H148V102H147ZM154 103H155V102H154ZM171 103H172V101H171ZM204 103H205V102H204ZM89 104H90V103H89ZM135 104H137V103H135ZM143 104H144V103H143ZM165 104H166V103H165ZM172 104H173V103H172ZM219 104H220V103H219ZM229 104H230V103H229ZM229 104H228V105H229ZM233 104H234V103H233ZM236 104H238V103H236ZM246 104H247V103H246ZM246 104L244 103V105H246ZM130 105H131V104H130ZM153 105H154V104H153ZM206 105H208L207 108H209V105H210V104L207 103ZM215 105H216V104H215ZM215 105H214V107H215ZM217 105H218V104H217ZM244 105H243L242 107H244ZM248 105H249V104H247L246 106H248ZM89 106L92 108V110H93L94 112H96V114L99 113L100 110H102V109H100V107H102V106H93V105H91V104H90ZM127 106H128V103H127ZM134 106H135V105H134ZM146 106H147V105H146ZM146 106H145V107H146ZM221 106H222V105H220V106L218 105V108L221 107ZM240 106H241V104H240ZM251 106H253L252 103H251ZM130 107H131V109L133 108L132 105H131ZM137 107H138V105H137ZM173 107H175V106H173ZM200 107H201V106H200ZM210 107H212V105H211ZM225 107H226V106H225ZM248 107H250V105H249ZM254 107H255V105H254ZM134 108H136V107H134ZM146 108H148V107H146ZM153 108H154V107H153ZM215 108H216V107H215ZM215 108H214V109H215ZM229 108H230V107H229ZM232 108H235V107H232ZM236 108H237V107H236ZM236 108H235V109H236ZM251 108H252V107H251ZM256 108H259V106H256ZM256 108H255V110H256ZM119 109L121 110L122 108H119ZM138 109H139V108H138ZM161 109H162V108H161ZM163 109H164V108H163ZM166 109H167V108H166ZM214 109H213V110H214ZM237 109H238V108H237ZM246 109H247V108H245V111H246ZM248 109H249V108H248ZM252 109H254V108H252ZM124 110H125V111L128 110V113L130 114V110H129V108H128L127 110L124 108ZM139 110H140V109H139ZM207 110H208V109H207ZM210 110H211V109H210ZM222 110H223V109H222ZM255 110H254V112H255ZM259 110L263 111L262 109H259ZM259 110H258V111H259ZM155 111H156V110H155ZM157 111H158V110H157ZM202 111H203V110H202ZM229 111H231V109H230ZM236 111H237V110H236ZM236 111H235V112H236ZM238 111H239V110H238ZM242 111H243V110H242ZM100 112H101V111H100ZM122 112H124V111L122 110ZM122 112H121V113H122ZM131 112H133V110H132ZM165 112H167V110H166ZM168 112H169V111H168ZM220 112H221V110H220ZM240 112H241V111H240ZM252 112H253V111H252ZM125 113H126V112H125ZM147 113H148V111H147ZM162 113H163V112H161V113H159V114L163 115ZM214 113H215V112H214ZM216 113H217V112H216ZM226 113H227V116H228L231 112H229V114H228V112H226ZM226 113H225V114H226ZM241 113H242V112H241ZM256 113H258V112H256ZM256 113H255V114H256ZM116 114H117V113H116ZM118 114H119V113H118ZM126 114H127V113H126ZM129 114L126 115L127 118H129V117H128ZM133 114L135 115L136 112H134ZM133 114H132V115H133ZM165 114H166V113H165ZM178 114H179V113H178ZM203 114H204V113H203ZM206 114H207V113H206ZM206 114H204V116H205ZM212 114H213V113H212ZM225 114H224V115L222 114L223 116H221V115H220V116H221V117H224V116H226ZM235 114L237 115V113H235ZM239 114H240V113H238V115H239ZM242 114H244V113H242ZM97 115H98V114H97ZM99 115H100V114H99ZM99 115H98V117H99ZM114 115H115V114H114ZM122 115H125V114L122 113ZM130 115H131V114H130ZM137 115H138V114H136V116H137ZM167 115H168V116H167ZM167 115H166V117L169 118V115H172V114H167ZM208 115H209V114H208ZM213 115H214V114H213ZM217 115H218V114H217ZM217 115H216V117H217ZM230 115H232V114H230ZM258 115H259V113H258ZM90 116H91V114H90ZM136 116H135V117H136ZM141 116H142V115H141ZM156 116H157V114H156ZM159 116H160V115H159ZM159 116H158V117H159ZM175 116H176V115H175ZM204 116H203V118H204ZM218 116H219V115H218ZM220 116H219V117H220ZM244 116H245V115H244ZM261 116H262V115H261ZM91 117H92V116H91ZM111 117H112V116H111ZM119 117H121V115H119ZM119 117H118V118H119ZM122 117H123V116H122ZM135 117H134V120H136ZM149 117H150V116H149ZM151 117H152V116H151ZM151 117H150V118H151ZM154 117H155V116H154ZM154 117H153V118H154ZM170 117H171V116H170ZM182 117H183V116H182ZM200 117H201V116H200ZM219 117H218V118H219ZM238 117H239V116H238ZM240 117H241V116H240ZM101 118H102V117H101ZM101 118H100V119H101ZM124 118H125V117H124ZM131 118H132V117H131ZM153 118H152V119H153ZM162 118H164V117H161V119H162ZM172 118H173V117H172ZM201 118H202V117H201ZM205 118H206V117H205ZM207 118H208V117H207ZM218 118H217V120H219ZM225 118H226V117H225ZM225 118H223V119L225 120ZM243 118L245 119V117H243ZM258 118H259V117H258ZM261 118H262V117H261ZM261 118H260V119H261ZM98 119H99V118H98ZM102 119H105V118H102ZM138 119H139V118H138ZM146 119H147V118H146ZM213 119H214V118H213ZM228 119H229V116H228ZM241 119H242V117H241ZM263 119H264V117H263ZM108 120H110V119H108ZM111 120H112V119H111ZM114 120H116V118H115ZM126 120H127V119H126ZM128 120H129V119H128ZM155 120H156V119H155ZM155 120H154V121H155ZM157 120H159V119H157ZM157 120H156V122H157ZM168 120H169V119H167V121H168ZM198 120H199V119H198ZM221 120H222V118H220V120H219L220 123H221ZM230 120H232V117L230 118ZM230 120H229V121H230ZM233 120H234V119H233ZM122 121H124V120H122ZM138 121H139V120H138ZM154 121H153V122H154ZM161 121H164V120H161ZM167 121H166V122H167ZM187 121H188V120H187ZM187 121H185V122H187ZM192 121H193V120H192ZM192 121H191V122H192ZM196 121H197V119H196ZM207 121H208V119H207ZM211 121H212V120H211ZM222 121H223V120H222ZM226 121H227V120H226ZM239 121H240V120H239ZM244 121H245V120H244ZM98 122H99V121H98ZM105 122H106V120H105ZM115 122H116V121H115ZM124 122H125V121H124ZM189 122H190V121H189ZM189 122H187V124H188ZM223 122H225V121H223ZM233 122H234V121H233ZM233 122H232V123H233ZM242 122H243V121H242ZM100 123H102V120L100 121ZM100 123H99V124H100ZM106 123L108 124V122H106ZM110 123H111V121H110ZM112 123H114L113 120H112ZM112 123H111V124H112ZM164 123H165V122H164ZM164 123H162L161 125H163ZM170 123H172V122L170 121ZM173 123H174V121H173ZM183 123H184V121H183ZM193 123H195V121H194ZM211 123H212V122H211ZM214 123H215V122H213V124H214ZM226 123H227V124H230V123H228V121L225 122L224 124H226ZM234 123L236 124V121H235ZM240 123H241V122H240ZM244 123H245V122H244ZM90 124H92V123H90ZM102 124H104V123H102ZM143 124H145V122H144ZM146 124H147V123H146ZM157 124L159 125V123H157ZM190 124H191V123H190ZM217 124H218V123H217ZM224 124H222V125H223V126H226V125H227V124H226V125H224ZM237 124H239V123H237ZM87 125H88V124H87ZM108 125H109V124H108ZM108 125H107V127H111V126H108ZM120 125H121V124H120ZM152 125H154V124H152ZM152 125H151V126H152ZM161 125H160L159 127H161ZM199 125H200V124H199ZM215 125H216V124H215ZM231 125H232V124H231ZM231 125H230V127H231ZM242 125H243V124H242ZM244 125H245V124H244ZM89 126H92V125H89ZM100 126H101V125H100ZM103 126H104V125H103ZM105 126H106V125H105ZM105 126H104V127H105ZM142 126H143V125H142ZM156 126H157V125L155 124L154 127L157 128ZM163 126H164V125H163ZM171 126H172V125H171ZM196 126H198V125H196ZM213 126H214V125H213ZM223 126H222L221 128H224ZM227 126H228V125H227ZM235 126H237V125H235ZM92 127H93V126H92ZM97 127H98V126H97ZM143 127H145V126H143ZM147 127H148V126H147ZM174 127H176V126L174 125ZM174 127L172 128L173 130H171V131H174ZM182 127H183V126H182ZM200 127H201V126H200ZM230 127H229V128H230ZM237 127H238V126H237ZM241 127H242V126H241ZM244 127H245V126H244ZM88 128H90V127H88ZM93 128H94L93 131H95L96 128H95V127H93ZM99 128H100V127H99ZM135 128H137V127H135ZM145 128H146V127H145ZM152 128H153V127H152ZM168 128H169V127H168ZM188 128H189V126H188ZM208 128H209V127H208ZM210 128H211V127H210ZM213 128H214V127H213ZM215 128H216V127H215ZM229 128H228V130L231 131V128H230V129H229ZM242 128H243V127H242ZM90 129H91V128H90ZM90 129H89V130H90ZM101 129H103V128H101ZM113 129H114V128H112V131H113ZM137 129H138V128H137ZM148 129H149V128H148ZM163 129H164V128H163ZM175 129L178 131V128H177V127H176ZM191 129H192V127H191ZM219 129H220V128H219ZM219 129H218V130H219ZM233 129H235V128H233ZM233 129H232V131H233ZM96 130H98V128H97ZM99 130H100V129H99ZM108 130L111 131V129H108ZM144 130H145V129H144ZM164 130H165L166 132L168 131L167 129H164ZM164 130H162V132H163ZM208 130H209V129H208ZM216 130H217V129H216ZM222 130H223V129H222ZM225 130H226V129H225ZM228 130H227V131H228ZM235 130H236V129H235ZM240 130L242 131L241 128H240ZM244 130H245V129H244ZM90 131H92V130H90ZM182 131H184V130H182ZM185 131H186V130H185ZM185 131H184V132H185ZM191 131H192V130H191ZM199 131H200V130H199ZM211 131H212V130H211ZM96 132H97V131H96ZM107 132H108V131H107ZM114 132H115V131H114ZM168 132H170V130H169ZM193 132H194V131H193ZM233 132H234V131H233ZM238 132H239V130H238ZM88 133H89V132H88ZM103 133H104V131H103ZM174 133H175V131H174ZM201 133H202V132H201ZM229 133H230V132H229ZM234 133H235V132H234ZM101 134H102V133H101ZM101 134H100V135H101ZM105 134H106V133H105ZM133 134H134V136H133V135H131V136L135 137V135H136L135 138H138L137 136H138L139 134H138V135L135 134V133H133ZM158 134H160V133H158ZM161 134H162V133H161ZM165 134H166V133H165ZM172 134H173V133H172ZM190 134H192V133H190ZM190 134H189V136H190V138H191V135H190ZM196 134H198V132H197ZM199 134H200V132H199ZM202 134H203V133H202ZM204 134H205V133H204ZM97 135H98V133H97ZM106 135H107V136L104 135L105 137H103V140H102V141H104V138L108 137V135H110V134L108 133V134H106ZM156 135H157V133H156ZM156 135H155V136H156ZM182 135H183V134H182ZM185 135H186V134H185ZM229 135H231V134H229ZM233 135H234V134H233ZM233 135H232V136H233ZM237 135H238V134H237ZM237 135H236V136H237ZM91 136H92V135H91ZM102 136H103V135H102ZM142 136H143V135H142ZM150 136L153 138L152 135H150ZM162 136H163V134H162ZM168 136H169V135H168ZM187 136H188V135H187ZM206 136H207V135H206ZM238 136L240 137V135H238ZM87 137H88V136H87ZM111 137H114V136H111ZM121 137H122V136H121ZM121 137H119V138H121ZM126 137H127V136H126ZM126 137H125V138H126ZM143 137H144V136H143ZM146 137H147V136H146ZM151 137H149V140L151 139ZM156 137L158 138V135H157ZM159 137H160V135H159ZM177 137H178V136H177ZM193 137H194V136H193ZM221 137H222V136H221ZM242 137H243V135H242ZM100 138H101V136H100ZM109 138H110V137H109ZM114 138H115V137H114ZM114 138H112V139H114ZM117 138H118V136H117ZM131 138H132V137H131ZM218 138H219V137H218ZM81 139H83V138H81ZM115 139H116V138H115ZM122 139H123V138H122ZM147 139H148V138H147ZM147 139H146V141H145V139L143 138V144H144V142H145V144H146ZM224 139H225V138H224ZM232 139H233V138H232ZM239 139H240V138H239ZM241 139L244 140L245 138H241ZM88 140H89V139H88ZM93 140H96V139L94 138ZM98 140L100 141V139H98ZM108 140H109V139H108ZM108 140L106 139L105 142L107 143ZM120 140H121V139H120ZM120 140H119V143H121ZM123 140H124V139H123ZM136 140H137V139H136ZM141 140H142V139H141ZM154 140H155V139H154ZM82 141H83V140H82ZM110 141H111V140H110ZM113 141H115V140H113ZM125 141H126V140H125ZM125 141H124V142H125ZM132 141H135V140H132ZM151 141H153V140H151ZM151 141H150L149 143H151ZM225 141H226V140H225ZM84 142L86 143V140L83 141V143H84ZM96 142H97V141H96ZM100 142H101V141H100ZM100 142H99V143H100ZM105 142H104V143H105ZM115 142H116V141H115ZM136 142H137V141H136ZM136 142H135V143H136ZM229 142H230V141H229ZM85 143H84V144H85ZM106 143H105V146L107 145ZM127 143H129V142H127ZM140 143H141V142H140ZM149 143L147 142V144H149ZM159 143H160V142H159ZM76 144H79V143H76ZM80 144H81V143H80ZM84 144H83V145H84ZM88 144H89V142H87V145H88ZM101 144H102V143H101ZM101 144H100V145H101ZM108 144H109V143H108ZM110 144H111V146H112V143H111V142H110ZM123 144H124V143H123ZM227 144H228V140H227ZM243 144H245V143L243 142ZM85 145H86V144H85ZM91 145H92V144H91ZM93 145H94V144H93ZM116 145H119V144H116ZM120 145H121V144H120ZM160 145H161V144H160ZM160 145H159V146H160ZM164 145H165V144H164ZM185 145H186V144H185ZM71 146H72V145H71ZM76 146H77V145H76ZM81 146H82V145H81ZM88 146H90V144H89ZM98 146H99V145H98ZM125 146H126V145H125ZM138 146H139V145H138ZM142 146H143V145H142ZM156 146H158V145H156ZM159 146H158V147H159ZM165 146H166V145H165ZM237 146H238V145H237ZM240 146H241V145H240ZM77 147L80 148L79 145H78ZM103 147H104V145H103ZM109 147H110V146H109ZM121 147H122V146H121ZM121 147L118 146V148H120V149H121ZM128 147H129V146H128ZM144 147H145V145L143 146V148H144ZM146 147H147V146H146ZM158 147H157V148H158ZM160 147H162V146H160ZM173 147H174V146H173ZM68 148H69V147H68ZM68 148H67V149H68ZM73 148H74V147H73ZM73 148H72V149H73ZM83 148H85V147H83ZM91 148H92V147H91ZM101 148H102V147H101ZM111 148H112V147H111ZM125 148H127V147H125ZM143 148H142V149H143ZM162 148H163V147H162ZM162 148H161V149H162ZM177 148H178V147H177ZM75 149H77V148H75ZM75 149H74V150H75ZM81 149H82V148H81ZM92 149H93V148H92ZM92 149H90V151H91ZM99 149H100V148H98V150H99ZM103 149H104V148H103ZM113 149H114V148H113ZM138 149H139V148H138ZM140 149H141V147H140ZM142 149H141V150H142ZM148 149H149V148H148ZM154 149H155V148H154ZM159 149H160V148H159ZM83 150H84V149H82V151H83ZM85 150H87V149H85ZM96 150H97V149H96ZM96 150H95V151H96ZM110 150L112 151V149H109V151H110ZM115 150H116V149H115ZM125 150H126V149H125ZM127 150H128V148H127ZM132 150L135 151V150H137V149H132ZM146 150H147V149H146ZM152 150H153V149H151V151H152ZM169 150H170V149H169ZM59 151H60V150H59ZM63 151H64V150H63ZM66 151H67V150H66ZM80 151H81V150H80ZM118 151H119V149H118ZM138 151H140V150H138ZM159 151H160V150H159ZM163 151H164V148H163V150H161V153H163V155H165ZM172 151H173V150H172ZM222 151H223V150H222ZM92 152H93V150H92ZM100 152H101V150H100ZM121 152H123V151H121ZM121 152H120V153H121ZM135 152H136V151H135ZM167 152H169V151H167ZM167 152H166V150H165V153H167ZM223 152H224V151H223ZM223 152H222V154H223ZM64 153H65V152H64ZM104 153H105V151H104ZM106 153H107V152H106ZM120 153H119V155H120ZM169 153H170V152H169ZM171 153H172V152H171ZM171 153H170V154H171ZM231 153H232V152H230V153L228 152L229 155H228V154H227V155L230 157V156L233 155V154L230 155ZM92 154H93V153H92ZM94 154H95V153H94ZM112 154H113V152H112ZM126 154H127V153H126ZM126 154H125V155H126ZM131 154H132V153H131ZM133 154H134V152H133ZM151 154H152V156H153V153H151ZM157 154H158V153H157ZM157 154L154 155L155 158H156ZM159 154H160V153H159ZM182 154H183V153H182ZM203 154H204V153H202V155H203ZM106 155H107V154H106ZM108 155H109V154H108ZM129 155H130V154H129ZM138 155H139V154H138ZM166 155H167V154H166ZM177 155H178V154H177ZM224 155H225V154H224ZM227 155H226V156H227ZM95 156H96V154H95ZM95 156H93V157L95 158ZM122 156H123V155H122ZM133 156H134V155H133ZM136 156H137V154H136ZM148 156H149L150 158L152 157V156L149 155V154H148ZM161 156H162V155H161ZM205 156H206V155H205ZM86 157H87V156H86ZM89 157H90V156H89ZM93 157H92V161H95ZM96 157H97V156H96ZM109 157H110V156H109ZM114 157H115V156H114ZM139 157H140V155H139ZM146 157H147V156H146ZM149 157H147V160H148ZM158 157H159V156H158ZM220 157H221V156H220ZM127 158L130 159V157H129L128 155H127ZM131 158H133V157H131ZM136 158H137V157H136ZM140 158H141V157H140ZM142 158H143V156H142ZM152 158H153V157H152ZM155 158H154V159H155ZM160 158H161V157H160ZM160 158H159V159H160ZM215 158H216V157H215ZM225 158H226V157H225ZM230 158H231V157H230ZM96 159H97V158H96ZM98 159H99V158H98ZM100 159H101V158H100ZM110 159H111V158H110ZM110 159H109V160H110ZM112 159H113V158H112ZM112 159H111V160H112ZM138 159H139V158H138ZM138 159H137V160H138ZM144 159L146 160V158H144ZM210 159H211V158H210ZM227 159H228V158H227ZM45 160H46V159H45ZM102 160H103V159H102ZM121 160H122V159H121ZM123 160H124V159H123ZM123 160H122V161H123ZM139 160H141V159H139ZM145 160H144V161H145ZM147 160H146V161H147ZM163 160H164V159H163ZM218 160H220V159H218ZM230 160H231V159H230ZM92 161H91V162H92ZM98 161H101V160H98ZM117 161H118V159H117ZM141 161H142V160H141ZM149 161H150V160H149ZM160 161H161V160H159V162H160ZM227 161H228V160H227ZM118 162H119V161H118ZM137 162H138V161H137ZM147 162H148V161H147ZM156 162H158V161H156ZM156 162H154V163H156ZM24 163H25V162H24ZM119 163H120V162H119ZM127 163L132 164V166L134 167L133 170H134V169L136 170V168H137L138 165L136 164V161H134V159H133V160H132V159H131V160H127ZM144 163H146V162H144ZM144 163H143V164H144ZM154 163H153V165H154ZM163 163H164V161H163ZM122 164H123V162H122ZM138 164L140 165V163H138ZM146 164H148V163H146ZM151 164H152V161H151ZM151 164H150V165H151ZM225 164H226V162H225ZM18 165H19V164H18ZM18 165H17V166H18ZM56 165H57V164H56ZM111 165H112V164H111ZM119 165H120V164H119ZM153 165H152V166H153ZM164 165H165V164H164ZM19 166H20V169H21V168H22L21 165H19ZM19 166H18V167H19ZM58 166H59V165H58ZM121 166H122V165H120V167H121ZM125 166H126V165H125ZM142 166H143V165H142ZM155 166H158V165L155 164ZM26 167H27V166H26ZM36 167H37V166H36ZM71 167H73V166H70V168H71ZM106 167H110V165H109V166H106ZM122 167H123V166H122ZM126 167H128V166H126ZM145 167H146V166H145ZM147 167H148V166H147ZM153 167H154V166H153ZM153 167H152V168H153ZM30 168H31V167H30ZM30 168H27V169L30 170ZM48 168H49V167H48ZM123 168H124V167H123ZM139 168H140V167H139ZM143 168H144V166H143ZM148 168H149V167H148ZM155 168H157V167H154V169H155ZM159 168H161V167H159ZM12 169H13V168H12ZM23 169H24V168H23ZM23 169H22V170H23ZM27 169H26V170H27ZM31 169H32V168H31ZM35 169H36V168H35ZM35 169H34V170H35ZM125 169H126V168H125ZM140 169L142 170V168H140ZM157 169H158V168H157ZM157 169H156V170H157ZM163 169H165V168H163ZM15 170H16V169H15ZM72 170H73V169H72ZM84 170H85V169H84ZM84 170H83V172H84ZM130 170H131V169H130ZM133 170H132V171H133ZM145 170H147V169H145ZM158 170H159V169H158ZM158 170H157V171H158ZM11 171H12V170H11ZM13 171H14V170H13ZM16 171H17V170H16ZM88 171H90V170H88ZM88 171H87V172H88ZM148 171H149V169H148ZM148 171H147V172H148ZM152 171H155V170H152ZM152 171H150V172H152ZM162 171H163V170H162ZM162 171H161V172H162ZM31 172H32V171H31ZM91 172H93V171H91ZM158 172H159V171H158ZM14 173H15V172H14ZM16 173H18V171H17ZM29 173H30V172H29ZM85 173H86V172H85ZM94 173H95V172H94ZM130 173H131V172H130ZM156 173H157V172H156ZM162 173H163V172H162ZM131 174L134 176L136 173H135V174L131 173ZM160 174H161V173H160ZM32 175H33V174H32ZM82 175H83V173H82ZM87 175H88V174H87ZM87 175H86V176H87ZM136 175H137V174H136ZM145 175H146V174H145ZM157 175H159V174H157ZM83 176H84V175H83ZM86 176H85V178H86ZM137 176H138V175H137ZM159 176H160V175H159ZM34 177H35V176H34ZM157 177H158V176H157ZM170 177H171V176H170ZM170 177H169V178H170ZM133 178H134V177H133ZM139 178H140V177H139ZM152 178H155V177H152ZM166 178H167V177H166ZM166 178H165V179H166ZM147 179H149V178H147ZM147 179H146V180H147ZM155 179H156V178H155ZM158 179H159V178H158ZM162 179L164 180V178H162ZM171 179H172V178H171ZM136 180L138 181L137 178H136ZM140 180L142 181L141 178H140ZM140 180H139V181H140ZM150 180H151V179H150ZM160 180H161V178H160ZM163 180H161L160 182H167V181H165V180L163 181ZM166 180H167V179H166ZM156 181H157V182H156V184H157V183H158V180H156ZM152 182H154V179H153ZM168 182H170V179L168 180ZM59 183H60V182H59ZM143 183H144V182H143ZM153 184H155V182H154ZM160 184H161V183H159V185H160ZM162 184H163V185H162ZM162 184H161V185L164 186L165 183H162ZM157 185H158V184H157ZM145 186H146V185H145ZM162 186H161V188H162ZM164 187H165V186H164ZM164 187H163V188H164ZM169 187H170V186H169ZM79 188H80V187H79ZM79 188L77 187V189H79ZM75 189H76V188H75ZM75 189H74V190H75ZM150 189H152V188H150ZM165 189H166V188H165ZM72 190H73V189H72ZM140 190L142 191V189H140ZM146 190H147V189H146ZM153 190H154V189H153ZM77 191H78V190H77ZM147 191H148V190H147ZM149 191H151V190H149ZM152 192H153V191H152ZM159 193H160V192H159ZM153 194H154V193H153ZM151 197H152V194H151ZM180 197H181V196H180ZM141 198H142V197H141ZM153 198H155V197H153ZM134 199H135V198H134ZM137 199H138V198H137ZM154 200H155V199H154ZM154 200H153V201H154ZM144 201H145V200H144ZM145 202H147V201H145ZM145 202H144V203H145ZM141 203H143V202H141ZM148 203L150 204V202H148ZM148 203H146V206H147ZM134 204L136 205L137 203H134ZM134 204H133V206L136 207L137 205L135 206ZM149 204H148V205H149ZM153 204H154V203H153ZM153 204H152V205H153ZM143 205H144V204H143ZM150 205H151V204H150ZM150 205H149V206H150ZM140 206H141V205H140ZM140 206H138V207H140ZM153 206H154V205H153ZM138 207H137V208H138ZM144 207H145V205H144ZM147 207H148V206H147ZM142 208H143V207H142ZM146 209H147V208L145 207V209H144L143 211H146ZM149 210H150V209H149ZM149 210H148V211H149ZM162 210H163V209H162ZM166 210H167V209H166ZM169 211H170V210H169ZM167 212H168V211H167ZM162 213H164V210L162 211ZM173 214H175V213H173V212H172V213H169L168 215L164 216L162 220H164V221H168V220L171 219V218L173 219V217H175V216L177 215V214H176V215H173ZM160 215H161V214H160ZM155 216H156V215H155ZM182 217H183V220L175 219V218H174V221H173L174 223H173V226H172V228H174V229H173V230L171 229V231H172L171 233H172V234H171L170 232H167V233L165 232L164 237H160V236L158 235V234H160V233H158L159 229L156 230V228H157L158 226H157V225H154L155 223L157 224V220L154 219L152 216H149L148 219L145 218V217H143L141 221L143 222V224H146L147 226L151 227L152 231L155 233V235H156L157 237L159 236L160 239H159V241H157V242H159V243H161V242H166V244H167L170 248L176 250V249H180V248H182V247L188 245L189 243H192V242H190L191 240H189V243H188V238H187V233H188V230L190 229V227H189V226H186V222H185V217H184V215H182ZM188 218H189V217H188ZM159 219H160V218H159ZM193 221H194V219H193ZM190 222H192V221H190ZM184 224H185V225H184ZM155 226H156V227H155ZM164 227H166V226H164ZM162 228H163V227H162ZM146 229H147V228H146ZM164 231H165V230H164ZM161 232H162V231H161ZM162 235H163V234H162ZM153 236H154V235H153ZM157 237H155V238H157ZM188 237H189V236H188ZM155 238H153V240H154ZM157 239H158V238H157ZM135 241H136V240H135ZM160 241H161V242H160ZM128 243H129V242H128ZM135 243H136V242H135ZM155 243H156V242H155ZM162 244H164V243H162ZM123 245H124L123 247L118 248V253L120 254L121 257L124 256V255H127L130 251H133V248H132V247H133V246H132L133 244H132L131 246H129L128 244H126V245L123 244ZM167 245H165V247H166ZM158 246H160V244H159ZM162 247H163V246H162ZM175 248H176V249H175ZM183 249H184V248H183ZM135 251H136V250H135ZM172 251H173V250H172ZM178 252H179V251H178ZM173 253H174V252H173ZM173 253H172V254H173ZM119 254H118V255H119ZM176 254H177V253H176Z\"/></svg>",
  "mask_w": 264,
  "mask_h": 264
},
{
  "label": "built area",
  "instance_id": "2783aa9c",
  "mask_svg": "<svg viewBox=\"0 0 264 264\" xmlns=\"http://www.w3.org/2000/svg\"><path fill=\"white\" fill-rule=\"evenodd\" d=\"M114 81H116V83H114ZM73 82L74 80H72V83ZM79 82L80 84H82L80 94H82L86 99H88L92 103V105L106 107V94H115V85L117 84L118 80L115 79L114 76L104 79L100 82H97L95 80L87 82V80H85V77H80ZM178 218L180 220H183L182 215H178L176 219Z\"/></svg>",
  "mask_w": 264,
  "mask_h": 264
}]
</instances>
